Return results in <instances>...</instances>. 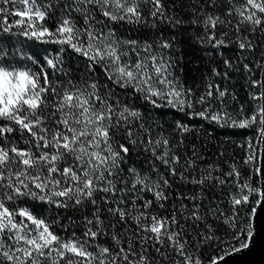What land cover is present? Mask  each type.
Returning <instances> with one entry per match:
<instances>
[{
    "label": "snow or ice",
    "instance_id": "6c2138e0",
    "mask_svg": "<svg viewBox=\"0 0 264 264\" xmlns=\"http://www.w3.org/2000/svg\"><path fill=\"white\" fill-rule=\"evenodd\" d=\"M194 3L199 8L186 22L169 15L163 0H0V264H221L249 247L264 191L251 178L241 181L234 164L217 176L201 170L189 182L217 193L207 212L198 197L181 195L191 206L174 202L161 213L171 195L168 177L187 180L185 171L195 170L196 161L186 160L179 171L175 146L162 133L152 137L140 110L118 99L113 87L131 89L154 109L192 110L188 114L221 127L255 126L257 143L246 141L244 163L264 179V151L257 148L264 146V63L257 62L259 77L242 65L251 112L247 102L232 111L226 98L237 97L226 83L209 82L193 99L175 75L173 44L163 34L141 41L122 37L115 27L190 23L202 28L201 43L217 49L228 46L230 35L241 53L255 50L253 37L264 44V0ZM26 41L58 49L55 55L44 49L41 60L23 50L30 47ZM68 49L84 58L79 80L65 64ZM223 63V73L212 72L224 81L241 70L231 60ZM100 75L111 84L101 83ZM176 128L190 131L179 121ZM138 150L151 154L148 168L128 165ZM89 206L91 214L79 222L66 215ZM208 215L234 234L216 236ZM210 241L218 251L205 262L202 249L212 247Z\"/></svg>",
    "mask_w": 264,
    "mask_h": 264
},
{
    "label": "trees",
    "instance_id": "16d2710c",
    "mask_svg": "<svg viewBox=\"0 0 264 264\" xmlns=\"http://www.w3.org/2000/svg\"><path fill=\"white\" fill-rule=\"evenodd\" d=\"M169 15H176L178 18L188 22L191 20L193 11L192 8H199L198 5L194 3V0H163ZM203 4L204 0H200ZM191 5V7H190ZM174 6V7H173ZM221 13L223 9H219ZM147 14V11H145ZM157 27L152 28L143 25H129L121 24L116 25L117 32L124 38L139 39L143 40H155L158 36L163 34L164 38L170 40L173 44L172 49L169 50L171 57L175 63V75L178 77L185 89H191L193 99L198 98L205 92L206 86L209 82L219 83L223 87L226 83L230 92H235L237 101H233L231 97L226 98V103L229 105V110L234 111L238 104L248 103L247 112H251V103L248 101V84L246 83L247 75L243 69L242 65L248 63L252 68L256 77L260 76V69L257 67V62L264 63V44H261L256 37L253 39L257 43V47L254 51L241 53L237 45L233 42L232 36L230 35L226 39L229 40L227 47H221L219 49L212 47L206 41L201 43L197 37L203 34L202 28L194 26L190 23H185L182 25L172 26L171 24H160L157 21ZM53 27V25H49ZM226 30V29H225ZM220 29H218L219 34ZM175 37L173 40L172 38ZM13 43H15V38ZM26 45L30 47H23V50L29 54L35 52L38 58L42 60V56L47 54L43 50L47 49L48 52L55 55L58 49L57 45H44L38 42L26 41ZM63 58L67 67L72 70V78L79 80L82 73L84 72V58L79 57L78 54L68 49ZM231 60L234 66L240 67V71H231L229 73L231 79L224 81L220 76L213 75V68L217 71L223 73L225 71L224 60ZM96 73L100 74L101 69L96 68ZM101 83L111 84L107 81L106 77L100 75ZM115 88V95L124 104L130 107L139 109L142 115L147 121L146 126L151 127V136L157 137L158 134H163L165 138L170 140V143L174 145V151L181 157V164L177 166L179 171H184L186 165L185 161L188 159H194L196 164L194 169H188L185 171V176L187 180H181L179 176L171 177L169 180L172 184L171 189L168 191L171 193L169 200L164 201V208L159 209L161 213L165 210L171 211L173 203L175 202L178 208L180 203L191 206L193 203L188 199L181 200L180 196L198 197V201L201 204L203 212H207L209 201L213 200V197L217 195L216 192L209 191L203 185H198L190 183L189 181L193 177L199 178L202 175V171L211 170L213 176L220 175L222 173H227L231 166L234 164L241 173V181L245 178H251L250 181L254 186L259 188V178L253 173V166L246 165L244 163L247 156V146L246 141L251 138L253 144H256V128L253 126L248 129H233L230 127H221L215 122L201 119L198 116H193L190 113L192 110L186 112H178L176 109L163 108L154 109L150 104L139 97V94H133L131 89H120L119 87L113 86ZM214 107H219L215 105ZM201 105L197 104L195 106V111H200ZM179 121L185 124L190 129L187 133H181L180 130L176 128V122ZM183 141L180 143V141ZM258 151H260L261 146L257 145ZM195 150L196 155L193 156V151ZM152 157L148 152L134 151L132 158L128 160V165H143L144 168H148L151 164ZM159 164V162H156ZM161 171H164L163 165H160ZM225 192L227 189L225 188ZM252 199V198H250ZM251 204L249 205L251 210ZM44 207L43 205L40 206ZM222 207L228 208L225 202ZM249 210V211H250ZM92 211L91 206L86 212H79L74 210H68L66 215L71 217L75 221H80L83 215H90ZM242 215V214H241ZM67 223V220L64 221ZM207 222L212 225L215 229L216 236L221 239L229 238L233 234L232 230L229 229L223 223L215 221L211 216H207ZM205 225L201 223L199 228L203 230ZM197 231H192L191 238L197 236ZM212 247L205 246L202 249V259L208 261L211 253L217 254V246L215 242H209ZM215 251V252H213Z\"/></svg>",
    "mask_w": 264,
    "mask_h": 264
},
{
    "label": "water",
    "instance_id": "95a60500",
    "mask_svg": "<svg viewBox=\"0 0 264 264\" xmlns=\"http://www.w3.org/2000/svg\"><path fill=\"white\" fill-rule=\"evenodd\" d=\"M264 151V146L261 150ZM264 166V155L261 156ZM261 190L264 191V179L260 178ZM254 221V236L248 248L225 257L221 264H264V208L257 209Z\"/></svg>",
    "mask_w": 264,
    "mask_h": 264
},
{
    "label": "built area",
    "instance_id": "2783aa9c",
    "mask_svg": "<svg viewBox=\"0 0 264 264\" xmlns=\"http://www.w3.org/2000/svg\"><path fill=\"white\" fill-rule=\"evenodd\" d=\"M250 181H252V179H250ZM249 210H250V207H249ZM242 215H243V213H242ZM233 234H234V233H233ZM233 234H232V235H233ZM229 238H230V237H229ZM213 252H215V251H213ZM212 254H213V253H211L209 256H212ZM203 260H204V259H203Z\"/></svg>",
    "mask_w": 264,
    "mask_h": 264
},
{
    "label": "bare ground",
    "instance_id": "6f19581e",
    "mask_svg": "<svg viewBox=\"0 0 264 264\" xmlns=\"http://www.w3.org/2000/svg\"><path fill=\"white\" fill-rule=\"evenodd\" d=\"M261 150V149H260ZM259 182H260V178H259ZM259 188L261 189V185L259 184ZM204 261V260H203ZM205 262H207V261H205Z\"/></svg>",
    "mask_w": 264,
    "mask_h": 264
}]
</instances>
